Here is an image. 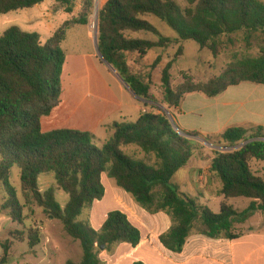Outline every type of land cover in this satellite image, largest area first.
I'll return each mask as SVG.
<instances>
[{"label":"trees","instance_id":"16d2710c","mask_svg":"<svg viewBox=\"0 0 264 264\" xmlns=\"http://www.w3.org/2000/svg\"><path fill=\"white\" fill-rule=\"evenodd\" d=\"M46 0H0V16L32 9ZM67 14L75 11L74 0H54ZM78 17L63 23L47 41L40 35L11 27L0 35V187L5 193L1 211L12 222L24 226V211L33 205L49 218L59 221L65 232L78 241L82 249L80 262L66 264H101L98 249L112 250L116 243L137 248L142 241L141 230L129 216L119 210L109 212L101 229L96 231L82 220L83 211L93 207L106 194L103 175L151 215L165 213L171 222L159 240L172 253H182L187 240L194 234L210 239H239L235 225L245 223L255 212H264V177L257 174L252 163L264 164V127L249 129L232 127L221 135L188 132L175 129L166 115L144 113L135 122H114L107 128L112 137L99 147L94 134L74 129L43 131L42 120L59 106L63 93L62 76L66 54L62 44L70 30L88 26L95 0H81ZM183 8L177 0H108L99 10L98 49L102 58L115 69L128 88L140 99L157 103L151 85L132 73L128 54L145 58L155 49L166 50L187 41L197 43L219 57L224 38L244 33L247 41L254 35L263 37L264 2L260 0H185ZM152 15L165 22L176 34L172 39L162 36L143 17ZM147 32L157 39L134 38L129 34ZM184 54L179 47L173 59L162 70L163 104L170 110L179 108L192 94L217 98L227 89L243 83L264 85V48L257 58H244L229 64L222 73L206 82H196L183 75V82L172 85L174 64ZM162 61L157 57L152 67ZM195 138L210 142L220 138L230 147L243 143L233 151H213L211 173L222 186L224 197L219 213L197 204L172 183L175 175L193 158L199 148ZM134 146L143 158L128 155L123 148ZM17 167L22 189L19 198L11 182L12 169ZM54 175L58 190L69 196L62 207L55 189H40L42 175ZM251 201L243 211L229 204L230 199ZM31 214L34 210H30ZM27 241L30 249L42 242L41 231L30 227L27 234L13 231L1 244L7 264L16 242ZM135 264H143L136 262Z\"/></svg>","mask_w":264,"mask_h":264},{"label":"rangeland","instance_id":"374dc122","mask_svg":"<svg viewBox=\"0 0 264 264\" xmlns=\"http://www.w3.org/2000/svg\"><path fill=\"white\" fill-rule=\"evenodd\" d=\"M74 1L76 4L81 3V7H83L81 0ZM105 1L95 0V6L89 20L90 28H78L77 32L71 34L68 39L66 38V42L62 44V49L66 54L64 70H67L63 72L64 76H62L63 93L59 106L50 116L42 120L44 132H48L52 128H61L62 126L72 129L89 128V122L91 126V119L95 118L98 101L87 96L88 72L86 69L88 67L91 70L87 65L92 63L91 60L87 59V56L93 54L96 49L94 41V35L96 33L95 11L96 8L100 10ZM177 1L183 8L188 6L185 0ZM260 1L264 2V0ZM56 7L59 8L54 0H46L44 3L32 9H24L11 12L7 15H1L0 35L11 27H18L24 32L39 34L41 43L46 44L51 38L54 29L72 17V15L64 11L56 10ZM74 15H77V13L74 12ZM143 18L150 22L162 36L172 39L177 38V34L165 22L152 15H147ZM129 36L148 40L157 39L153 34L147 32L129 34ZM231 38L233 43H230L226 38L223 39L224 46L217 58H214L208 50H201L199 45L193 41L183 42L178 45L175 44L166 50H152L145 58H139L137 54L129 53L128 64L131 72L140 75L144 81L150 83L151 92L158 101L157 103L143 102L142 114L148 112L166 115L172 124L175 123V129L182 135L185 134L177 121V112L172 111L173 109H168L162 103L164 100L161 82L162 70L173 59L179 47H184V54L177 60L171 71L172 85L174 88L184 81V74L190 77L192 76L196 82H206L213 77L219 76L233 62L248 57L257 58L261 55V50L264 48L262 36L256 34L247 41L244 33H239ZM159 56L162 58L161 63L156 68L152 67L154 61ZM95 64L97 66L96 69L103 74L111 86L115 88L117 87L116 83L119 82L126 87L115 69L106 64L100 58L99 54L95 58ZM126 95L127 93L122 95L124 107L121 110H123L124 114L133 116L136 111L135 109L129 111L131 108L127 107L128 100ZM89 111H92L91 116L86 114ZM186 119L192 122L196 118L188 115ZM50 121L54 122V127L49 124ZM56 121H60V123L66 125H60ZM112 135L113 133H105L98 130L96 131L95 143L99 147H102ZM195 140L198 142L199 148L195 150L191 161L175 175L172 183L178 186L183 194L190 197L197 204L206 206L217 214L221 211V204L224 201V197L220 195L222 184L219 178L215 174L209 176L211 160L214 157L213 151H233L240 148L243 143L236 147H230L227 143L220 140V138H212L210 142L203 138H195ZM123 150L128 155L136 156L139 159L144 157L140 153V150L134 146L123 148ZM252 167L257 174L264 177L263 163L254 161ZM11 182L17 189L20 200L24 203L17 167L12 169ZM103 185L106 190L105 197L101 201H96L92 208L85 209L81 217L82 220L88 221L96 231L101 229L109 212L119 210L126 213L121 205L123 200L122 195L128 196L138 209L152 216L136 204L132 197L119 188L116 182L106 174L103 175ZM50 188L55 189L57 201L62 207H65L69 201V196L62 190L57 189L54 175H42L40 178V189L46 191ZM4 198L5 193L0 187V208ZM123 202V205L127 208L129 205L124 200ZM250 203L251 201L245 198L229 200V204L238 211L245 210ZM30 208L34 210V213L31 214V209L29 208L24 211L26 217L24 226L14 224L7 213L0 210V261L3 258L1 244L9 240L10 233L17 230L23 231L26 235L30 227L35 226L41 231V244L35 250H32L29 248L27 241L23 243L16 242L12 248V253L7 264H66L69 260L76 263L80 262L82 257L80 243L69 237L63 225L59 221L49 218L37 205H33ZM258 213L255 212L245 223L235 225L236 232L241 235L239 239L231 243L229 251L231 258H228V264H264V225L261 229H256L262 225V218L260 219L259 216L262 212ZM134 217L137 218L135 215ZM138 220L141 222L139 218ZM124 249L130 250L131 246L124 243H116L113 245L111 251L105 247L98 249V257L101 264H116V261L125 254L123 253ZM146 253L147 251L142 249L135 253V255L126 258L121 264L141 262L142 260L139 259L144 258ZM155 264L162 263L158 262Z\"/></svg>","mask_w":264,"mask_h":264},{"label":"crops","instance_id":"0c3cea01","mask_svg":"<svg viewBox=\"0 0 264 264\" xmlns=\"http://www.w3.org/2000/svg\"><path fill=\"white\" fill-rule=\"evenodd\" d=\"M75 5L77 7H75L74 12H76L77 15L73 13L70 19L78 17L81 11V3H75ZM56 10L64 11L57 7ZM59 27L60 25L54 29L53 34ZM86 27L90 28V24L88 26H78L70 30L67 39L71 34H75L78 28ZM66 40L64 42H66ZM97 55L98 51L96 47L94 53L87 56V59L92 62L87 65L91 70H89L88 67L86 69L88 72L87 96L98 101L95 118L91 119V126L89 122V128H73L74 130L90 132L95 136L98 130L105 133H112L107 127L114 122H135L142 115V104L146 102L135 96L127 86L124 87L119 82L116 83V89L111 86L103 74L96 69L95 58ZM66 71L65 69L64 72ZM125 93H127V107L131 108L129 111L133 109L136 111L133 116L124 114L123 110H121V108L124 107L122 95ZM172 111L177 112V121L185 133L196 131L202 135H221L232 127H243L246 129L257 126L264 127V85L243 83L238 86L230 87L217 98H208L204 95L192 94L185 98L179 108L173 109ZM86 114L91 116L92 111ZM188 115L194 116V118H196L195 121H188L186 119ZM56 122L60 125H66L60 123V121ZM49 124L54 127L53 121H50ZM65 127L66 126L52 128L50 131L56 129H72ZM212 174L213 173L209 171V176ZM121 197L129 205L126 208L122 200V208L125 209L126 214L132 222L141 230L143 238L137 248L131 247L130 250L124 249L123 253L125 254L116 261V264L123 263L126 258L135 255V253L142 249L147 251L144 258L139 259L142 260L141 263L143 262L144 264H155L158 262L162 264H228V258H231L229 252L231 243L234 241L227 239H210L203 235L194 234L187 240L182 253H172L164 248L159 240V237L168 231L171 226L169 217L165 213L149 216L138 209L128 196L122 195ZM134 215L137 216V218H135ZM259 216L260 219L262 218V225L258 226L256 228L257 230L261 229L264 225V212Z\"/></svg>","mask_w":264,"mask_h":264},{"label":"water","instance_id":"95a60500","mask_svg":"<svg viewBox=\"0 0 264 264\" xmlns=\"http://www.w3.org/2000/svg\"><path fill=\"white\" fill-rule=\"evenodd\" d=\"M98 20H99V10L98 8H96V11H95V28H96V33H95V43H96V47H97V51H98V54L100 56V58L106 63L108 64L101 56L100 52H99V49H98ZM109 65V64H108ZM123 81V80H122ZM124 82V81H123ZM125 84V82H124ZM126 85V84H125ZM127 86V85H126ZM134 94V93H133ZM135 95V94H134ZM136 96V95H135ZM138 97V96H137ZM139 98V97H138ZM143 100V99H142ZM184 136H186L185 134H183ZM244 146V145H242ZM240 146V147H242ZM104 248V246L102 247Z\"/></svg>","mask_w":264,"mask_h":264}]
</instances>
